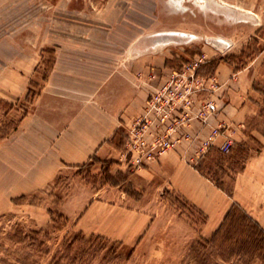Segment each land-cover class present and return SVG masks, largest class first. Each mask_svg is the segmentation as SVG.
Returning a JSON list of instances; mask_svg holds the SVG:
<instances>
[{"label": "rangeland", "instance_id": "374dc122", "mask_svg": "<svg viewBox=\"0 0 264 264\" xmlns=\"http://www.w3.org/2000/svg\"><path fill=\"white\" fill-rule=\"evenodd\" d=\"M107 1L0 0V68L9 64L13 68L15 63L16 68L28 70V79L18 81L16 102L11 108L0 105V137L8 136L26 115L41 112L40 98L51 95L50 89L73 88L74 76L83 68H119L122 51L124 68H135L130 65L135 50L148 60L144 68H157L158 60L165 58L164 68L172 73L205 56L197 71L199 79L206 80L205 88L194 101L215 102L225 83L224 90L233 89L248 104L243 122L246 141L232 144L228 153L212 152L198 165L203 174L230 191L245 161L263 147L258 140L264 143V0ZM117 3L120 10L115 11L124 14L123 20L107 30L104 18ZM9 34L16 36L15 59L12 51L8 54ZM111 38L119 45L111 46ZM57 68H69L72 78H65L66 73ZM51 96L50 103L57 104ZM58 104L59 108L67 105L65 100ZM127 140L124 133L116 135L121 158ZM198 155L205 154L199 150ZM118 163L94 160L64 170L35 192H1L0 264H245L246 257L234 254L223 263L216 258L217 251L197 245L203 239V216L170 191L149 202L154 217L135 242L136 248L124 245V231L110 237L78 234V221L91 204L104 200L124 206V193L138 198L129 173L114 167ZM58 225L65 226L57 230Z\"/></svg>", "mask_w": 264, "mask_h": 264}, {"label": "crops", "instance_id": "0c3cea01", "mask_svg": "<svg viewBox=\"0 0 264 264\" xmlns=\"http://www.w3.org/2000/svg\"><path fill=\"white\" fill-rule=\"evenodd\" d=\"M120 3L105 16V29L113 30L119 21L122 22L124 14L118 12ZM9 37L8 54L12 51L15 59L16 36L9 34ZM109 40L111 46L119 45L118 40L115 44L112 38ZM131 52L130 65L135 68H124V51L119 53L122 58L119 68H83L74 76L73 88L50 89L48 92L57 104L65 100V107L51 104L50 97L42 95L41 112L26 115L8 136L0 137V199L3 191L16 195L42 189L68 168L94 160H117L119 163L114 167L129 173L128 181L140 193L138 198L132 199L124 193V206L111 205L104 200L91 204L78 221L80 233L110 237L124 231V245L136 248L135 242L154 217L149 202L155 201L162 191L178 194L206 218L201 229L203 239H208L218 229L234 203L264 230L263 141L258 140L263 147L248 157L243 169L232 180L230 191L220 189L198 167L212 152L221 153L220 148L226 140L232 144L246 141L243 122L248 104L237 97L233 89L224 90L225 83L215 96L218 111L206 123L194 120L191 126L179 129L175 133L179 140L176 148L140 166L131 156L124 154L121 158L120 149L115 144L116 135L124 133L126 142V133L144 113L150 94L167 82L173 72L171 68H164L165 58L158 60L157 68H144L148 63L144 55H137L135 50ZM69 70L57 68V71L66 73L65 78H72V75L68 76ZM27 72V68H16L15 63L13 68L10 64L0 68V105L11 108L16 102L18 81L28 79ZM52 82L60 85L58 81ZM221 122L226 128L205 155H198L203 141ZM256 261L263 264L259 259L252 260L251 264Z\"/></svg>", "mask_w": 264, "mask_h": 264}, {"label": "built area", "instance_id": "2783aa9c", "mask_svg": "<svg viewBox=\"0 0 264 264\" xmlns=\"http://www.w3.org/2000/svg\"><path fill=\"white\" fill-rule=\"evenodd\" d=\"M204 63L205 56L189 62L180 72L172 73L167 82L150 94L143 115L127 131L124 154L131 156L136 165L140 166L173 150L179 142L175 138L179 129L190 126L194 120L206 123L218 111L214 101L206 100L197 105L194 101L195 94L205 88L206 80L199 79L197 75L199 67ZM225 128V123H219L212 130L201 145L202 154L209 150ZM231 147L232 142L226 140L220 149L228 153Z\"/></svg>", "mask_w": 264, "mask_h": 264}, {"label": "trees", "instance_id": "16d2710c", "mask_svg": "<svg viewBox=\"0 0 264 264\" xmlns=\"http://www.w3.org/2000/svg\"><path fill=\"white\" fill-rule=\"evenodd\" d=\"M215 183L220 189L227 192L223 184ZM57 218L64 220L61 214H57ZM205 219L203 216V222ZM64 226L58 225L57 230H62ZM78 234L81 235V233ZM76 239L77 237L70 245H73ZM196 244H203V249L211 247L217 251L216 258L223 263H229L230 255L234 254L238 258L246 257L248 260L244 261L245 264H250L254 259H259L264 264V230L236 203L227 211L218 229L208 239H202ZM194 247H192V252Z\"/></svg>", "mask_w": 264, "mask_h": 264}, {"label": "bare ground", "instance_id": "6f19581e", "mask_svg": "<svg viewBox=\"0 0 264 264\" xmlns=\"http://www.w3.org/2000/svg\"><path fill=\"white\" fill-rule=\"evenodd\" d=\"M187 34V33H186ZM190 35V34H189ZM191 36V35H190ZM192 37H194V36H192ZM165 42V41H164Z\"/></svg>", "mask_w": 264, "mask_h": 264}]
</instances>
